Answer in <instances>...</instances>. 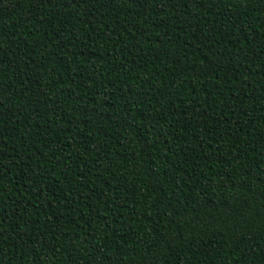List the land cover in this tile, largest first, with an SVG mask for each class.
Returning <instances> with one entry per match:
<instances>
[{"label": "trees", "instance_id": "1", "mask_svg": "<svg viewBox=\"0 0 264 264\" xmlns=\"http://www.w3.org/2000/svg\"><path fill=\"white\" fill-rule=\"evenodd\" d=\"M0 264H264V0H0Z\"/></svg>", "mask_w": 264, "mask_h": 264}]
</instances>
